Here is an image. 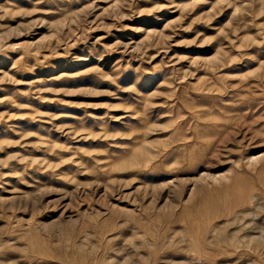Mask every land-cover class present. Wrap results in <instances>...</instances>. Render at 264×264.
<instances>
[{
    "label": "rangeland",
    "instance_id": "374dc122",
    "mask_svg": "<svg viewBox=\"0 0 264 264\" xmlns=\"http://www.w3.org/2000/svg\"><path fill=\"white\" fill-rule=\"evenodd\" d=\"M0 264H264V0H0Z\"/></svg>",
    "mask_w": 264,
    "mask_h": 264
}]
</instances>
